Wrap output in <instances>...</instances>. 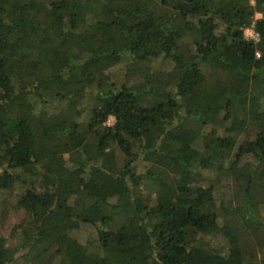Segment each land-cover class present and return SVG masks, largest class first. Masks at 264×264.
<instances>
[{
    "label": "trees",
    "instance_id": "16d2710c",
    "mask_svg": "<svg viewBox=\"0 0 264 264\" xmlns=\"http://www.w3.org/2000/svg\"><path fill=\"white\" fill-rule=\"evenodd\" d=\"M245 157L261 175L264 0H0V191L28 214L0 264H264L198 184Z\"/></svg>",
    "mask_w": 264,
    "mask_h": 264
},
{
    "label": "rangeland",
    "instance_id": "374dc122",
    "mask_svg": "<svg viewBox=\"0 0 264 264\" xmlns=\"http://www.w3.org/2000/svg\"><path fill=\"white\" fill-rule=\"evenodd\" d=\"M260 18H262V14L258 13L254 20L256 21ZM255 21L252 25L255 24ZM153 65L164 71L169 69V64L163 63V61L154 63ZM120 69L116 68L114 72L117 74L119 71H125L126 67L122 65ZM205 71L208 73V69ZM208 76L210 77V74H208ZM85 108H90V106H85ZM114 123L115 119L110 118L108 126H113ZM256 134L257 129L254 130V128L251 127L246 134L242 135L234 155L242 145L255 140ZM219 135H223L221 130H219ZM255 162L253 157H245L239 163L232 160L231 171L233 173L231 172L229 174L226 172H219V166H216L214 171L200 173L198 184L205 187H212L215 192L216 209L214 212L218 215V226L220 228L231 226L235 228L239 235L244 234L243 237L247 238V252L251 253L255 258L262 259L264 257V248L259 247L260 245L257 246V240L252 232L254 228H251L252 216L250 214L251 212H256V209L257 211L259 209L257 221L264 223V193L260 191V189H264V168H261L262 172L259 176L255 175L254 172V175L250 172L251 169L253 171V168L257 169L259 164H257V167H250L249 171L246 170L248 164L251 165ZM147 168L148 165L145 163L138 169V173L144 174ZM2 170L3 169H0V172ZM157 192V185L152 184V186L148 187L145 191V194L150 200V198L153 199L157 195ZM22 194L19 187L8 192L0 191V244L7 248L19 246L25 238L23 227L28 220V214L24 209L18 206ZM235 210H240L243 213L234 214L230 212L232 215H235V217L232 215L230 216V213L228 214L229 211ZM243 214H245V218H240ZM93 230L94 229L90 227H83L76 236L81 243H84L91 237ZM260 239L264 240V236H259V240ZM213 244L219 246L220 244H225V242L221 239H214ZM33 260L34 259H25L19 255L17 264H36Z\"/></svg>",
    "mask_w": 264,
    "mask_h": 264
},
{
    "label": "built area",
    "instance_id": "2783aa9c",
    "mask_svg": "<svg viewBox=\"0 0 264 264\" xmlns=\"http://www.w3.org/2000/svg\"><path fill=\"white\" fill-rule=\"evenodd\" d=\"M245 38H246V39H252V40H254V41H256V42L259 41L260 36H259V34L255 31L254 25H252L251 27L245 29ZM258 57H260V56L258 55Z\"/></svg>",
    "mask_w": 264,
    "mask_h": 264
},
{
    "label": "clouds",
    "instance_id": "9594fccd",
    "mask_svg": "<svg viewBox=\"0 0 264 264\" xmlns=\"http://www.w3.org/2000/svg\"><path fill=\"white\" fill-rule=\"evenodd\" d=\"M244 35H245V32H244Z\"/></svg>",
    "mask_w": 264,
    "mask_h": 264
}]
</instances>
